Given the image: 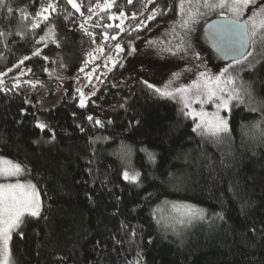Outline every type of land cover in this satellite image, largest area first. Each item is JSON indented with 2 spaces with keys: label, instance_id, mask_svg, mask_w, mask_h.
I'll return each mask as SVG.
<instances>
[{
  "label": "trees",
  "instance_id": "trees-1",
  "mask_svg": "<svg viewBox=\"0 0 264 264\" xmlns=\"http://www.w3.org/2000/svg\"><path fill=\"white\" fill-rule=\"evenodd\" d=\"M181 2L0 0V157L41 200L11 236L13 264H264V31L235 63L227 132L202 134L181 102L145 81L112 82L132 44L174 23ZM119 18L142 28L115 41ZM82 20L105 49L120 45L122 60L85 107L74 96L40 108L56 50L42 38L51 26L70 36ZM40 114L48 129L37 128ZM166 202L204 217L165 229L154 213Z\"/></svg>",
  "mask_w": 264,
  "mask_h": 264
},
{
  "label": "rangeland",
  "instance_id": "rangeland-1",
  "mask_svg": "<svg viewBox=\"0 0 264 264\" xmlns=\"http://www.w3.org/2000/svg\"><path fill=\"white\" fill-rule=\"evenodd\" d=\"M210 3H216V0H210ZM184 4L185 11L193 10L195 12L188 27L181 26L184 17L179 10V17L174 23L160 26L149 32L145 38L134 42L131 46L130 57L114 75L112 82L128 83L141 80L151 84L156 90L169 92L171 95L165 96L181 102L190 116L196 118L200 123H202L201 113H206L207 119H211L215 113L223 118V112L226 109L218 107L221 101L216 98L208 100L203 95L197 97L196 90L192 86L203 84L206 80H213L216 77H221L223 80L230 76L233 80L232 73L236 67L235 63L223 64L220 62L208 49L202 33L207 22L230 17L231 13L226 8L203 7V0H199V7L195 0H192L191 6L189 0H184ZM261 5H264V0H256L255 4H250L248 8L244 9L241 21H248L253 12L258 11ZM48 14L49 10H44L42 18L48 17ZM117 21L119 31L114 36L113 40L115 41L122 33L128 34L142 28L140 22L126 27L123 19L119 18ZM262 33L263 31L257 30V36L252 38L255 43H251V49ZM42 42L46 46H55L56 50L49 54L52 63L47 69L48 82L44 86V93L38 99L40 108L44 106L54 108L61 98L72 97L71 99H73L74 96H77L81 100V94L86 100L96 90V82L102 78L101 75H109L122 60L120 45L118 50L117 45L112 42V50L105 49L106 39L103 42L95 41L87 20H82L76 27V32L73 31L70 36L59 31L55 26H51L42 38ZM232 87L233 83L226 86V91L222 94L225 100H228V92L233 89ZM180 89L186 91L181 92ZM38 123L44 125L43 129L37 127L40 130L49 128L45 115L37 116L36 126ZM0 159L9 160L3 157ZM19 167L20 173L16 176L8 178L0 176V184L20 183L34 186L29 175L20 165ZM125 168L127 174L133 177L131 164L127 161ZM34 189L39 196L40 214V195L35 186ZM188 209L195 210L196 214L188 215ZM38 216L25 214L23 220L27 217L36 218ZM154 216L163 228L176 231L202 220L204 212L195 206L166 202L156 208ZM15 231L11 233V236ZM10 240L7 244V264H13L10 257ZM3 256V244L0 243V258Z\"/></svg>",
  "mask_w": 264,
  "mask_h": 264
},
{
  "label": "snow or ice",
  "instance_id": "snow-or-ice-1",
  "mask_svg": "<svg viewBox=\"0 0 264 264\" xmlns=\"http://www.w3.org/2000/svg\"><path fill=\"white\" fill-rule=\"evenodd\" d=\"M197 7H199V0H195ZM72 3V0H69ZM192 0H189L191 6ZM256 0H216V3H210V0H203V7L207 8H226L230 17H225L229 21L228 24L219 26L217 31L221 35L229 33L237 35L243 42L255 43L252 39L257 36V30L264 31V5H261L258 11H254L253 15L249 17L248 21H241L244 9L248 8L250 4H255ZM76 8V4H72ZM179 8L183 14L181 26L187 28L191 22L195 12L193 10L185 11L184 0H182ZM39 15V14H38ZM121 15H123L121 13ZM47 17H44L46 19ZM111 18V17H110ZM152 19V16L148 17ZM36 26L35 24L33 25ZM115 39V37H113ZM119 50V45H117ZM251 55V53H248ZM244 54L241 53V57ZM239 62V61H237ZM233 83L232 78L229 76L226 79L216 77L213 80H206L203 84H194L192 87L196 90L195 95L199 97L203 95L206 99L212 100L213 98L221 101L218 107L227 108L228 100L223 98V93L226 91V86ZM152 87L151 84L148 85ZM161 95H171V93L157 90ZM179 91L184 92L186 90L180 89ZM235 95L234 90L228 92V99L231 100ZM81 108L85 107V100L81 94L80 105ZM187 107V105H185ZM202 117V123L197 125V129H203L202 134L218 135L222 132H227V121L220 117L218 113L213 114L211 119H207L206 113L200 114ZM92 119L91 116L88 117ZM99 124V121H96ZM40 129L44 128V125L37 124ZM197 129H193L196 131ZM0 176L4 178L16 176L20 173L19 165L12 163L9 160L0 159ZM125 179H128V174L125 173ZM135 179V178H133ZM187 207V206H185ZM25 214L31 216L39 215V196L35 192L34 186L31 184L25 185L20 183L15 184H0V243L3 244L4 256L0 258V264H7V244L11 239V233L21 226L23 223V217ZM188 215L194 216L195 210L188 209Z\"/></svg>",
  "mask_w": 264,
  "mask_h": 264
},
{
  "label": "water",
  "instance_id": "water-1",
  "mask_svg": "<svg viewBox=\"0 0 264 264\" xmlns=\"http://www.w3.org/2000/svg\"><path fill=\"white\" fill-rule=\"evenodd\" d=\"M228 23L229 21L225 18L214 19L207 22L202 30L208 49L223 64L241 62L251 50V42L245 43L235 34L221 35L217 31L219 26ZM241 53L244 54L243 57Z\"/></svg>",
  "mask_w": 264,
  "mask_h": 264
}]
</instances>
